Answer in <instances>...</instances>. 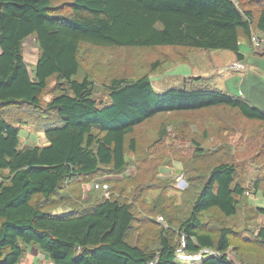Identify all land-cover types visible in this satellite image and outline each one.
<instances>
[{
    "label": "trees",
    "instance_id": "trees-1",
    "mask_svg": "<svg viewBox=\"0 0 264 264\" xmlns=\"http://www.w3.org/2000/svg\"><path fill=\"white\" fill-rule=\"evenodd\" d=\"M56 1L0 0V264H19L31 246L52 264H179L181 243L169 232L175 228L186 238V255L204 248L221 253L203 256L201 264H264V225L258 231L235 230L228 223L247 194L232 160L212 167L182 220L172 211L174 200L165 203L171 199L168 183L153 188L159 197L150 208L140 201L141 192L134 203L123 197L127 185L114 182L116 197L85 206L65 201L76 181L124 173L129 153L150 148L137 136L139 128L158 124L162 134L159 119L165 114L228 108L264 123V111L198 84L201 77L165 93L156 91L148 73L114 77L105 86L106 96L98 98L94 80L80 77L81 45L229 50L242 59L241 37L252 43V31L264 30V0ZM30 37L39 48L35 79L25 60L24 42ZM45 92L51 99H43ZM23 126L45 133L48 145H22ZM154 136L151 132L148 140ZM66 184L70 195L63 192ZM58 197L64 211L45 210L44 204ZM258 210L264 215V206ZM159 214L169 227L158 232ZM150 226L157 231L153 237L146 235ZM131 231L135 242L129 240ZM247 247L258 249L256 263L241 253Z\"/></svg>",
    "mask_w": 264,
    "mask_h": 264
},
{
    "label": "rangeland",
    "instance_id": "rangeland-1",
    "mask_svg": "<svg viewBox=\"0 0 264 264\" xmlns=\"http://www.w3.org/2000/svg\"><path fill=\"white\" fill-rule=\"evenodd\" d=\"M66 1L69 0H57L56 4L61 5ZM24 45L25 60L31 76L35 79L39 55L38 44L30 37L25 40ZM209 52V50H188L181 47L104 48L83 43L80 51L82 65L80 77L87 74L94 80L98 98L106 96L105 86L114 77L136 79L146 73L150 74L156 91L165 93L171 89H182L186 79L184 76L191 70V65L197 63L198 58L203 59L202 55H205L203 53ZM157 62L160 64L154 66ZM211 82L210 79L204 78L198 84L212 87ZM51 97V92H45L43 99L47 101ZM9 115L13 119L16 117L13 113ZM161 119L162 134L157 133L158 124L148 123L139 128L137 136L145 139L146 147L151 149L146 152L129 153L130 164L124 173L112 175L110 178L101 173L87 182L76 181L78 183L72 195L77 199H73L71 195L65 200L68 204L65 203L85 206L101 197H116L117 194H112V186H110L114 187L116 183L118 187L122 184L127 185L124 198L136 203L140 197V201H144L150 208L156 204L155 201L159 197V192L153 188L168 183L171 186L167 194L171 199L165 198V203L174 200L176 206L172 211L178 220H182L184 216L189 215L192 200L212 167L217 162L232 160L238 166V179L244 183L249 195L244 196L239 214L228 223L233 225L235 230L249 227L258 231L264 225V215L258 210L260 204L264 205V123L241 118L228 108L165 114L159 121ZM35 131L34 128L24 126L20 129L22 145L44 144L43 139ZM151 132L156 136L154 140L149 141ZM255 187L260 189L255 191ZM64 189L63 192L70 195L68 184L64 185ZM140 192V196L137 197ZM59 196L61 197V194ZM60 197L49 206L44 204L47 208L45 210H53L51 212L54 214L62 213L64 207L61 206L62 202H59L62 200ZM161 197L165 196L162 194ZM252 197L257 200L255 203L249 201ZM37 199L41 201L42 198L35 200ZM160 215L162 214L156 218L158 232L169 227L166 218L164 221H159ZM250 217L253 218L247 219ZM217 219L214 216L212 221L216 223ZM156 232L154 226H150L146 235L153 237ZM169 232L174 235L178 243L182 242L183 236L177 228ZM129 240L137 241L133 231ZM257 251V248L247 247L241 253L251 262L256 263L255 260L259 255ZM204 258H194L188 254L186 257H178V261L179 264H201ZM19 264H52V262L36 246H31L26 249V255Z\"/></svg>",
    "mask_w": 264,
    "mask_h": 264
},
{
    "label": "crops",
    "instance_id": "crops-1",
    "mask_svg": "<svg viewBox=\"0 0 264 264\" xmlns=\"http://www.w3.org/2000/svg\"><path fill=\"white\" fill-rule=\"evenodd\" d=\"M252 33V36L255 35L264 42V30L254 29ZM252 43L245 37H241L239 53L243 56L242 59L229 50H212L209 53H203L205 54L202 55L203 59L198 58L199 61L191 65V70L185 74L184 78L210 79L212 87L241 97L264 111V46L260 49ZM237 60L247 64V71L238 72L232 69V64ZM35 132L43 139V146L48 145L45 133ZM249 201L255 203L257 200L252 197Z\"/></svg>",
    "mask_w": 264,
    "mask_h": 264
},
{
    "label": "built area",
    "instance_id": "built-area-1",
    "mask_svg": "<svg viewBox=\"0 0 264 264\" xmlns=\"http://www.w3.org/2000/svg\"><path fill=\"white\" fill-rule=\"evenodd\" d=\"M252 42L253 45L256 48H260L262 49L264 46V42L257 36H252ZM232 69L238 71V72H245L248 69L247 64L244 61L241 60H237L232 64ZM247 195H249V192H247ZM159 221H164V218L162 216H160ZM186 238L182 237V242L177 250V255L178 257H186V252H185V248H186ZM203 256H214V257H220L221 253L211 249V248H204L202 249L198 254L193 255L194 258H202ZM150 264H157V262L155 260L150 261Z\"/></svg>",
    "mask_w": 264,
    "mask_h": 264
}]
</instances>
